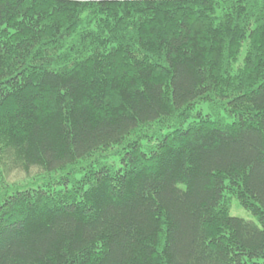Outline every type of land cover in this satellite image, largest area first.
Returning a JSON list of instances; mask_svg holds the SVG:
<instances>
[{"label": "trees", "instance_id": "trees-1", "mask_svg": "<svg viewBox=\"0 0 264 264\" xmlns=\"http://www.w3.org/2000/svg\"><path fill=\"white\" fill-rule=\"evenodd\" d=\"M0 264H264V0H0Z\"/></svg>", "mask_w": 264, "mask_h": 264}, {"label": "rangeland", "instance_id": "rangeland-1", "mask_svg": "<svg viewBox=\"0 0 264 264\" xmlns=\"http://www.w3.org/2000/svg\"><path fill=\"white\" fill-rule=\"evenodd\" d=\"M40 171V168L33 167L31 168L30 172L27 174L24 170L21 168H13L9 171L8 179L10 181H27L29 180L30 175H36ZM230 213L231 215L238 216L241 218H244L246 220H253L257 221V219L244 207L240 205L238 200L236 198L231 199L230 201Z\"/></svg>", "mask_w": 264, "mask_h": 264}]
</instances>
